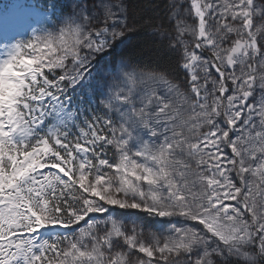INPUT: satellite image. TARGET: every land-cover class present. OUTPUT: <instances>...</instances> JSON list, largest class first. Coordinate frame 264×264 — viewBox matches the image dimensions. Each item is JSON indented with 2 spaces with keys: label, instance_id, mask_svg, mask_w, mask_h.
Instances as JSON below:
<instances>
[{
  "label": "snow or ice",
  "instance_id": "snow-or-ice-1",
  "mask_svg": "<svg viewBox=\"0 0 264 264\" xmlns=\"http://www.w3.org/2000/svg\"><path fill=\"white\" fill-rule=\"evenodd\" d=\"M150 8L172 71L127 0L0 8V264H264V0Z\"/></svg>",
  "mask_w": 264,
  "mask_h": 264
},
{
  "label": "trees",
  "instance_id": "trees-1",
  "mask_svg": "<svg viewBox=\"0 0 264 264\" xmlns=\"http://www.w3.org/2000/svg\"><path fill=\"white\" fill-rule=\"evenodd\" d=\"M70 0H61V3L68 5ZM16 2V0H0V7L6 4ZM30 3H37L38 0H28ZM165 0H127L130 23L133 26V31L128 33V44L122 50V53L131 57L133 60L142 64H159L162 68H167L172 71L174 68V60L167 57L158 59L156 56V43L149 35L151 29L145 24V18L155 16L150 8L152 4H159L161 8L157 11L163 14V4ZM175 75V72H172ZM134 215L144 216L143 213H137L135 210H130Z\"/></svg>",
  "mask_w": 264,
  "mask_h": 264
},
{
  "label": "rangeland",
  "instance_id": "rangeland-1",
  "mask_svg": "<svg viewBox=\"0 0 264 264\" xmlns=\"http://www.w3.org/2000/svg\"><path fill=\"white\" fill-rule=\"evenodd\" d=\"M71 3H72V0L69 1L68 5H71ZM128 23L131 25L130 18H129V11H128ZM127 44H128V41L126 40V43L124 45H121L117 51L122 52V50L125 48Z\"/></svg>",
  "mask_w": 264,
  "mask_h": 264
}]
</instances>
